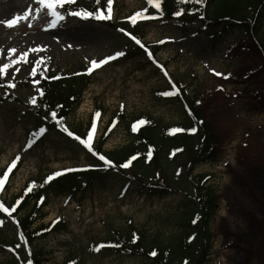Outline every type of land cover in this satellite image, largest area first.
<instances>
[{
    "label": "rangeland",
    "instance_id": "rangeland-1",
    "mask_svg": "<svg viewBox=\"0 0 264 264\" xmlns=\"http://www.w3.org/2000/svg\"><path fill=\"white\" fill-rule=\"evenodd\" d=\"M69 1L0 0V179L8 165L18 164L2 200L18 195L30 179L88 164L76 143L54 132L39 142L30 138L32 111L43 93L40 80L48 73L88 75L66 122L83 138L98 118L96 139L110 132L102 148L107 153L128 145L129 124L149 120L177 127L181 106L168 97L184 89L218 137V161L199 163L192 172L210 175L205 187L216 197L212 248L204 264H264V56L252 36L236 27L207 32L198 23L184 30L174 21H156L146 26L143 39L152 50L163 45L155 57L125 61L122 35L68 12ZM147 1L111 0V17L146 16ZM122 185L109 177L71 199L49 196L33 228L56 221L66 228L28 247L16 242L13 225L5 226L0 233L13 246L0 248V264H65L72 254L84 264H142L134 257L92 256L87 248L106 242L125 220L148 236H168L182 211V195L156 188L136 192V182L125 193ZM37 251L40 261L30 263Z\"/></svg>",
    "mask_w": 264,
    "mask_h": 264
},
{
    "label": "trees",
    "instance_id": "trees-1",
    "mask_svg": "<svg viewBox=\"0 0 264 264\" xmlns=\"http://www.w3.org/2000/svg\"><path fill=\"white\" fill-rule=\"evenodd\" d=\"M106 2L76 0L68 8L119 31L129 48L125 59L145 56L128 35L143 39L147 23L109 20ZM155 13L163 19L176 20L182 26L188 25L194 16L198 19L201 15L205 18V26H212L213 20L223 21L252 34L264 51V39L261 38L264 0H161ZM158 50L159 46H156L152 54ZM87 83L86 77L56 78L48 74L43 78V96L38 100L35 112L38 125L74 140L66 119L78 105ZM173 100L180 104L183 114L179 132L172 133L159 121H148L135 130L127 125L130 143L108 153L102 152L101 146L109 133H105L96 146L83 140L81 146L94 169L67 172L48 182L32 180V184L9 203L0 201V231L7 225H13L16 242L30 247L32 242L49 232L64 228L61 224L51 230L44 226L32 228L43 216L50 195L73 197L84 194L96 181L115 177L122 184L136 182L138 192H154L156 188L163 194H181L182 211L173 218L175 229L168 225L174 231L166 237L148 236L125 220L124 226L108 234V239L103 242L105 247L97 249V245L91 242L88 253L101 257L139 258L142 264H204L212 248L209 225L215 214L216 197L212 188L205 187L210 175L192 177V172L199 163L218 161V137L202 116L199 103L188 98L184 90L181 89ZM2 235L0 233V248H12L13 245ZM41 254L40 251L34 252L30 262H38ZM69 258L71 260L67 264L85 263L75 254Z\"/></svg>",
    "mask_w": 264,
    "mask_h": 264
}]
</instances>
